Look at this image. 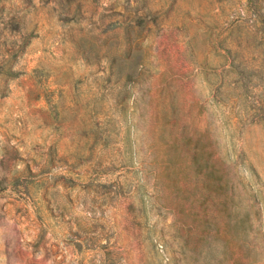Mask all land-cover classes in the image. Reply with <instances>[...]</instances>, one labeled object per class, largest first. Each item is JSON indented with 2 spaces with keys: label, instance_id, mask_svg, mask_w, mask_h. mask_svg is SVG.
<instances>
[{
  "label": "rangeland",
  "instance_id": "1",
  "mask_svg": "<svg viewBox=\"0 0 264 264\" xmlns=\"http://www.w3.org/2000/svg\"><path fill=\"white\" fill-rule=\"evenodd\" d=\"M0 264H264V0H0Z\"/></svg>",
  "mask_w": 264,
  "mask_h": 264
}]
</instances>
